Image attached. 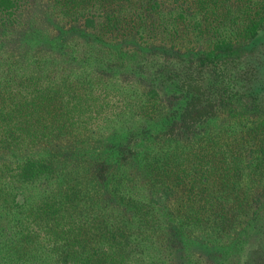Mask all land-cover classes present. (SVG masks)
<instances>
[{
	"label": "trees",
	"instance_id": "obj_1",
	"mask_svg": "<svg viewBox=\"0 0 264 264\" xmlns=\"http://www.w3.org/2000/svg\"><path fill=\"white\" fill-rule=\"evenodd\" d=\"M21 1L0 0V264H264V0L20 22Z\"/></svg>",
	"mask_w": 264,
	"mask_h": 264
},
{
	"label": "rangeland",
	"instance_id": "obj_2",
	"mask_svg": "<svg viewBox=\"0 0 264 264\" xmlns=\"http://www.w3.org/2000/svg\"><path fill=\"white\" fill-rule=\"evenodd\" d=\"M225 2H230V0H224ZM49 0H22L21 1V10H20V16H21V20L20 22H26L27 20H29L31 17H33L34 15L36 16H43L44 12L47 11V9L49 8ZM45 25H48L47 22L45 23ZM262 35V34H261ZM264 36V35H262ZM256 48H258L259 50L256 49V55L261 57V59H264V42L263 43H257L256 44ZM262 59V61H263ZM263 75V74H262ZM261 105L264 106V102L261 103ZM227 108L222 107V111H226ZM222 118L224 117L227 120H235V118H230L226 113H222ZM227 121H223V122H219V124L222 123H226ZM209 259V258H208ZM225 262V260H224ZM223 262V263H224Z\"/></svg>",
	"mask_w": 264,
	"mask_h": 264
}]
</instances>
